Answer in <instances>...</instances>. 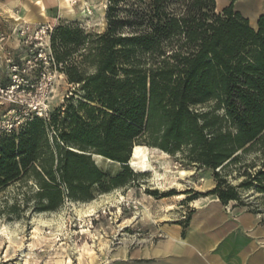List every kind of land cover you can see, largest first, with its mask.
Listing matches in <instances>:
<instances>
[{
	"label": "trees",
	"instance_id": "16d2710c",
	"mask_svg": "<svg viewBox=\"0 0 264 264\" xmlns=\"http://www.w3.org/2000/svg\"><path fill=\"white\" fill-rule=\"evenodd\" d=\"M106 18L107 30L93 35L91 75L69 62L92 35L54 28V58L79 88L49 119L0 135V189L32 176L41 210L91 199L95 185L107 191L133 180L128 162L142 144L211 168L212 192L223 204L239 200L216 169L264 141V16L255 30L233 4L218 12L216 0H109ZM95 154L124 170L108 177ZM252 178L264 191V169Z\"/></svg>",
	"mask_w": 264,
	"mask_h": 264
},
{
	"label": "rangeland",
	"instance_id": "374dc122",
	"mask_svg": "<svg viewBox=\"0 0 264 264\" xmlns=\"http://www.w3.org/2000/svg\"><path fill=\"white\" fill-rule=\"evenodd\" d=\"M40 2L37 3L44 10V4ZM72 4L75 12L71 14L69 21L51 23L55 24V27L61 23L79 26L85 31V34L92 35L87 45L85 44L75 50L69 62L73 65H79L85 75H91L97 70L91 56L93 35L104 33L107 30L106 16L109 0H72ZM50 45L52 49L51 38ZM56 65L55 68L51 69L50 79L44 81L47 82V88H49L50 113L54 108L62 105L75 89L79 88L77 84L69 82L68 77L61 70L62 66H59L57 62ZM0 72L4 74L3 77L8 78L9 83L1 86L5 88L11 83L6 64L0 66ZM32 78L39 82V77L37 78L36 75H33ZM10 97L11 95L6 91L0 92V122L11 116L9 112L12 109L20 108L18 104L11 101L12 97ZM25 122L13 131L18 130ZM55 136L54 131L49 132L51 143ZM146 146L149 147L151 162L158 172L165 173L168 170L167 181L174 179L175 182L181 184V187L167 184L165 187L168 189L159 188L158 183L153 180V172L139 173L132 170L128 162V167L136 174L133 180L110 187L107 191H101L95 185L91 199L72 200L65 198L56 210L40 209V201L37 197L40 184L32 176L22 177L1 188L0 264H90L92 262L87 258V250L92 249L94 237H99L98 243L100 244H109L111 250L121 249L124 243H137L145 228L154 225V220L160 224L167 213L168 205H174L175 209L171 211L172 216L167 222L180 223L183 227L188 226L195 215H202L204 209L216 202L222 205V209L228 213L249 212L255 214L264 225V191L260 189L261 183L252 178L259 170L264 169V141L257 143L254 148L248 151L241 152L235 163L229 164L224 169H216L221 174L219 178H226V183L236 186L240 196L239 200L230 201L227 204H223L218 196L212 192L217 185V179L211 168L189 162L184 153L170 154L158 147ZM92 159L108 177L116 176L124 170L123 163L104 156L95 154ZM180 169L194 170H191V173L185 177H181L177 175ZM251 179L254 182L251 186H240L241 183ZM105 185L107 186L109 183H105ZM179 194H183V199L177 198L176 195ZM107 195L114 197L116 201L104 205L93 215L84 218L85 221L78 216L76 211L78 208L85 207L93 200H100ZM118 207L122 209L121 213ZM145 208L149 212L148 216L139 217L129 224L125 222ZM60 216L65 219L61 221ZM40 218L59 219L63 223L62 226L56 223L42 226L38 223ZM122 223L125 224L122 226L124 229H117ZM37 226L41 230H38ZM6 229L16 230L23 237L25 253H22L20 249L15 252H6L8 244L5 234L1 233ZM83 229L84 232H82ZM73 231L78 232L73 235L75 243L85 250L83 257L80 256L79 251L78 254L71 251L72 235L70 233ZM124 234L127 235V240L124 239L126 237ZM34 235L37 237L32 238Z\"/></svg>",
	"mask_w": 264,
	"mask_h": 264
},
{
	"label": "crops",
	"instance_id": "0c3cea01",
	"mask_svg": "<svg viewBox=\"0 0 264 264\" xmlns=\"http://www.w3.org/2000/svg\"><path fill=\"white\" fill-rule=\"evenodd\" d=\"M38 1L44 4V10ZM231 4L258 30V21L264 16V0H216L217 11ZM72 13L62 10L58 0H0V33L10 37L4 49L0 46V55L11 51L20 63L28 52L17 34L23 23L69 21ZM3 75L0 72V86L9 83ZM167 221L157 224L154 220L137 243L110 249L106 257L93 264H264V225L255 214L228 213L216 202L202 215H195L186 227Z\"/></svg>",
	"mask_w": 264,
	"mask_h": 264
},
{
	"label": "built area",
	"instance_id": "2783aa9c",
	"mask_svg": "<svg viewBox=\"0 0 264 264\" xmlns=\"http://www.w3.org/2000/svg\"><path fill=\"white\" fill-rule=\"evenodd\" d=\"M54 28L55 24L50 22L37 25L23 23L17 29V34L19 41L28 49L27 58L17 63L11 51H7L4 56L0 55V66L6 64L11 80L5 88L0 86V92L9 93L11 101L20 106L17 110L12 109L9 112L11 116L0 122V134L10 133L34 117L49 119V88L44 81L50 79L51 69L57 66L50 45ZM9 38L8 34L0 33L2 49ZM33 75L39 77V82L32 78Z\"/></svg>",
	"mask_w": 264,
	"mask_h": 264
},
{
	"label": "bare ground",
	"instance_id": "6f19581e",
	"mask_svg": "<svg viewBox=\"0 0 264 264\" xmlns=\"http://www.w3.org/2000/svg\"><path fill=\"white\" fill-rule=\"evenodd\" d=\"M58 2H59V5H60V7H61L62 10L68 11V12H74V6L72 4V0H58ZM24 9H26V7H24ZM150 153L151 152H149V147L148 146L142 145V144H135L133 146V148H132L131 155H130L131 157H130V160H129V166L131 167V169L134 170V171H137L139 173L153 172L154 173L153 180H155L158 183V187L159 188H166L165 186H167V184H170V186H174V187H175V185L181 187V184L178 183V182H175L174 179L167 181L168 180V177L166 176V174H167L168 170L165 171V173L158 172V170L153 166V164L151 162ZM98 156H100V155H98ZM168 166H167V168H169ZM191 170H194V169H191ZM191 170L190 169H188V170L187 169H180V170H178L177 175H180L181 177H185L187 174L191 173ZM167 182H169V183H167ZM166 189H168V188H166ZM176 196H177V198H181V199H183V197H184L183 194H179V195H176ZM119 200H120V198L118 199V201ZM114 201H116V199L114 197L107 195V196H104L100 200H93L92 202L88 203L87 206L82 207V208H78L76 211H77L78 216L80 218L84 219V218H86L88 216L93 215L95 212H97L104 205L109 204V203H112ZM173 209H175L174 205H168L167 208H166V212L167 213L165 214L164 218H162V219L168 220L169 218H171V216H172L171 211H173ZM118 210L121 213L122 209L120 207H118ZM148 214H149V212L145 208V209L137 212L136 215L133 218L128 219L125 222L129 224L132 221L139 219V217L144 218V217L148 216ZM59 219H61V221H63V219H65V218L63 216H60ZM59 219L57 220V219H44V218H40V219H38V223H40V225H42V226H48V225H51L52 223H56V224H60L61 225L63 222L61 223L59 221ZM84 221H85V219H84ZM124 223H122L121 225H119L117 229H119V230L122 229V228L124 229V227H122L123 225H125ZM38 230H41V228L39 229V227H38ZM55 231H57V230H55ZM84 231L85 230L83 229L82 232H84ZM1 233L3 235L5 234V237H6V242L8 244V248H7V251H6L7 253L9 251L10 252H15L18 249H20L22 251V253H25V250L26 249L23 248V246L25 245V243L23 241V237L20 236L19 233L16 230L6 229V230H3V232H1ZM77 233L78 232H76V231H73V232L70 233L72 235V240L70 242V244H71V251L74 254H76L78 252V250H81L79 254H80L81 257H83L85 250L79 249V247H78L79 245L77 246V244L75 243V241L73 239V235L74 234H77ZM124 235L126 236L124 239L127 240L128 239L127 238V235L126 234H124ZM36 237L37 236L34 235L32 238H36ZM129 239H130V237H129ZM98 240H99V237H97V236L94 237V243L92 244V249L87 250V258L90 260V262H92V264L95 263V262L97 263L100 259H103L104 257H106L107 251L110 250V248H111V247H109V244H100V243H98ZM29 243L31 244V242H29ZM67 243L69 244V242H67ZM77 258H78V256H77Z\"/></svg>",
	"mask_w": 264,
	"mask_h": 264
}]
</instances>
